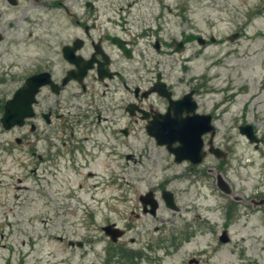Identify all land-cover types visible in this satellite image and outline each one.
<instances>
[{"label": "rangeland", "instance_id": "374dc122", "mask_svg": "<svg viewBox=\"0 0 264 264\" xmlns=\"http://www.w3.org/2000/svg\"><path fill=\"white\" fill-rule=\"evenodd\" d=\"M41 1L22 0L18 8L6 9L0 0V96L3 81L9 91L14 88L9 80L20 70L16 65L34 63L35 54L22 52L12 41H21L25 30L32 42L69 25V14ZM64 4L76 16H97V25L104 28L113 26L108 19L122 17L129 32L158 31L166 44L159 53L152 47L154 34L139 48L151 55L152 65L163 72L175 97L195 90L197 112L212 117L213 147L228 156L222 160L207 153L199 165L175 163L139 121L127 137L118 132L87 135L90 162L73 179H34L30 167L11 168V157L6 158L8 172L3 174L0 154V264H100L108 241L100 227L107 223L127 230L121 241L124 248L150 246L143 251L150 262L144 264H264V205L252 203L264 198V0ZM63 32L67 36L76 29ZM236 32L239 37L230 42L228 37ZM211 36L214 43L209 42ZM197 37L206 45L200 46ZM173 39L184 42L181 53L171 46ZM127 122L121 118L119 127ZM245 124L253 126L262 141L257 149L239 133L238 127ZM202 139L207 151L209 134ZM86 172L92 175L86 177ZM216 172L228 181L233 197L218 190ZM162 189L173 193L179 212L165 207ZM148 191L159 204L153 217L142 213L138 199ZM228 212L232 215L226 218ZM225 218L230 241L220 245L217 236ZM84 239L91 242L81 246Z\"/></svg>", "mask_w": 264, "mask_h": 264}, {"label": "flooded vegetation", "instance_id": "af4514ba", "mask_svg": "<svg viewBox=\"0 0 264 264\" xmlns=\"http://www.w3.org/2000/svg\"><path fill=\"white\" fill-rule=\"evenodd\" d=\"M13 1L15 5L10 4ZM46 2L48 7L62 8L72 20L68 19L69 25L66 27L59 26L53 36L49 33L29 42V39H26L29 33L25 30L22 33L25 37L21 41H12L11 45H21L22 52L34 53L35 57L34 63L27 67L16 65L20 70L9 80L15 84L11 91L3 81L5 88L0 96V119L5 113L6 103L11 101L17 92L24 90L28 79L47 74L48 82L38 87L31 105L32 116L25 119L22 126H14L6 130L0 123V131L3 133V144L0 145V154L3 156L1 163H3V174L8 172V167L4 168L7 166L6 158L11 157V168L30 167V174L35 177L34 179H73L81 176L82 169L90 162L88 159L90 154L86 146L89 138L87 135L96 132L115 135L118 132L127 137L132 131L131 126L138 121L143 124L145 130L147 122L154 115L165 114L168 110V101L156 91H152L156 87H161V84L165 85L171 99L179 100L183 95L174 96L173 87L167 82L163 72L159 67L152 65L151 55L139 48L141 41L149 40L154 34L156 38L152 47L156 53H159L166 44L157 37L158 31L144 28L139 33L129 32L122 17L117 20L108 19V23L113 26L104 28L97 25V16L72 14L66 8L64 0H46ZM3 4L6 9H16L22 4V0H3ZM87 4L88 2L85 6L88 9H94L92 3V8ZM72 26L76 32L63 36L65 35L63 31ZM2 39L4 40V37L0 34V42ZM73 48L74 54L71 52ZM74 57H78L80 67L82 64H91L80 79L78 77L82 70H77V67L71 63ZM192 91L195 94V90ZM146 92L147 96L143 97ZM130 104L136 106L135 115H130L126 110ZM138 109L147 113V120H141L143 114L139 113ZM121 118H126L128 122L119 127ZM103 122H107L104 127ZM122 130L127 131L126 136L121 132ZM93 146L99 147L100 144L95 143ZM223 153L225 157L218 159L227 158L228 153ZM219 169L220 173H225L223 167ZM85 174L86 177L92 175L87 172ZM219 175L217 173L215 178L216 187ZM221 178L229 185L226 179L222 176ZM0 189L2 190L3 187ZM218 190L220 191L219 188ZM229 196L233 197L232 194ZM261 200L264 202V198ZM254 202L252 200V203ZM2 206L3 202H0V207ZM148 210V205L145 209L142 206V213L152 216ZM225 215L229 218L232 213L228 212ZM226 218L220 234L223 231L228 233L230 224ZM109 224L115 223L106 225ZM103 227H100L102 232ZM122 230L124 234L116 242H112L103 232L108 241L104 250L106 255L100 260V264L150 262L149 257L143 252L150 249V246L138 250L124 248L121 241L127 230ZM0 236L3 237L2 234ZM220 236H217V240L222 245ZM84 240L81 246L91 242L90 239Z\"/></svg>", "mask_w": 264, "mask_h": 264}, {"label": "water", "instance_id": "95a60500", "mask_svg": "<svg viewBox=\"0 0 264 264\" xmlns=\"http://www.w3.org/2000/svg\"><path fill=\"white\" fill-rule=\"evenodd\" d=\"M10 4L15 5V2L13 1ZM87 6L92 8L90 2H88ZM238 37L239 33L236 32L229 36L228 40L233 42ZM209 42L214 43L215 38L211 36ZM197 43L200 46H204L206 40L202 37H197ZM172 46H174V51L176 53H181L185 49L183 42L176 41L175 39L172 40ZM74 51L75 49L73 48L71 50L72 54H74ZM74 58L71 60V63L77 67V70H82V73L80 72L78 77V79H80L84 76L85 71L91 67V64H82V67H80L78 57ZM47 82V74H41L27 80L24 90L17 92L14 98L6 103L5 113L0 119L1 126L4 129L8 130L14 126H22L24 120L32 116L31 105L33 103L34 94L39 86ZM160 86L161 87H156L152 91H156L159 96L168 101V110L165 114L154 115L152 119L147 122L145 126L146 134L153 138L158 146H164L166 150L173 155L175 163L187 161L191 165H198L203 161L207 153H211L217 158H224V153L213 147L212 140L215 135V128L212 125L211 115L199 114L196 112L197 104L193 99L194 91L184 94L179 100H173L170 98V93L166 91L165 85L161 84ZM147 94L146 92L143 97L147 96ZM135 108L136 106L134 104H130L126 110L129 111L130 115H135ZM138 112L143 114L141 120L148 119L147 113L140 109H138ZM238 129L239 133L257 149L261 140L257 138L253 126L245 124L240 125ZM121 132L125 136L127 135L126 130H122ZM205 134H209V139L206 144L209 147L207 151L204 150V142L202 139V136ZM217 187L226 195L232 193L229 185L220 175L218 177ZM160 197L166 208L172 211H179L173 193L168 190H162ZM139 201L144 209L147 205L149 206V214L152 216L156 214L158 203L152 191H148L146 194L139 196ZM263 203V200H260L253 204L254 206H261ZM102 229L112 242H116L124 234V231L116 227L115 224L106 225ZM228 241L227 231H223L220 236V242L226 244Z\"/></svg>", "mask_w": 264, "mask_h": 264}]
</instances>
